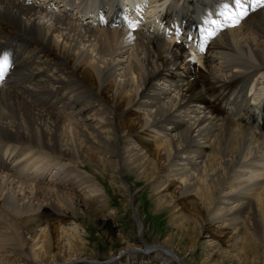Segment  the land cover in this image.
Segmentation results:
<instances>
[{
  "label": "bare ground",
  "instance_id": "bare-ground-1",
  "mask_svg": "<svg viewBox=\"0 0 264 264\" xmlns=\"http://www.w3.org/2000/svg\"><path fill=\"white\" fill-rule=\"evenodd\" d=\"M242 2L0 0V61L13 66L0 85V149L10 145L0 153V264L13 253L25 264L134 254L66 256L67 232L54 222L82 201L109 204L81 162L115 184L124 173L149 182L181 223H218L241 259L264 264V6ZM118 186L143 233L135 185Z\"/></svg>",
  "mask_w": 264,
  "mask_h": 264
},
{
  "label": "rangeland",
  "instance_id": "rangeland-1",
  "mask_svg": "<svg viewBox=\"0 0 264 264\" xmlns=\"http://www.w3.org/2000/svg\"><path fill=\"white\" fill-rule=\"evenodd\" d=\"M5 73L10 75L0 85H6L9 82V77L13 73V66L8 67ZM3 145L4 149H0V153H6V150L9 152L7 146L10 145H7V143ZM11 145L28 147V145L20 143ZM78 168L92 177L94 182L103 189L109 204L108 207H105L99 201L93 203L82 201L80 210H77L75 215L70 213L58 224V220L55 221L56 223L54 222L57 227L59 226L58 232H67L64 234L68 242L64 249L66 256L71 258L80 256L85 259L104 262L109 261L111 256H115L114 254H117V251L130 246V249L134 250V254L127 256L124 254L125 252L122 253L116 264L118 262L119 264H175L173 261H166L162 258L159 253V246L154 245L157 242L161 246L177 249L180 253L185 254L186 264H261L257 257L251 254L243 255L241 259V256L237 255V250L232 248V231L222 235L216 231V229H221L218 227V223H208L203 220L199 221L198 224L181 223V220L173 216L172 206L169 203L158 205L157 203L160 200L154 201L153 195L155 192L152 185H147L149 182L139 180L136 177H130L129 179L128 176L131 175L124 173L120 175L121 177L118 176V183L115 184V177L102 168H93L83 162L78 164ZM21 171L23 173L27 172V170ZM22 177L25 180V174ZM123 180L133 183L135 189H137L135 198L139 207L138 214L144 223L143 233L135 218L130 201L125 192L118 186ZM174 190L176 188L171 189L169 194ZM190 200L193 201L194 199L191 198ZM20 216L18 217L19 221L22 220ZM1 220L0 222L5 224L7 219ZM205 229L211 232L205 233ZM141 235H143L142 238L145 244H136V237ZM57 241L53 242L52 253L58 252V246H62L57 244ZM19 242L24 244L22 238ZM214 243H217V249L210 248ZM208 244H211V246L209 247ZM39 245L41 246V243ZM40 246L35 247V249ZM144 252L150 254L141 257ZM3 257L0 253V258ZM50 257L49 254L46 258ZM9 264H25V261L20 253H13L10 255Z\"/></svg>",
  "mask_w": 264,
  "mask_h": 264
},
{
  "label": "snow or ice",
  "instance_id": "snow-or-ice-1",
  "mask_svg": "<svg viewBox=\"0 0 264 264\" xmlns=\"http://www.w3.org/2000/svg\"><path fill=\"white\" fill-rule=\"evenodd\" d=\"M258 3H260L262 6H264V0H257ZM236 7L238 9H244V4L242 0H235ZM229 8V5L225 4L224 9L227 10ZM247 14L246 10H242L238 13L239 17H243ZM221 16H225V12L220 13ZM225 19H232L231 16H225ZM212 24H217V21H210ZM234 23H239V19H235ZM219 26V25H218ZM209 35H214V33H209ZM191 39V37H189ZM8 69V63H7V58H5L3 61H0V78L3 77V74L7 71Z\"/></svg>",
  "mask_w": 264,
  "mask_h": 264
}]
</instances>
